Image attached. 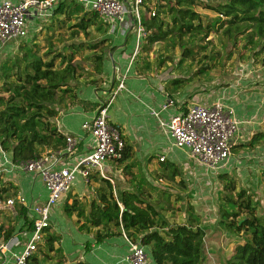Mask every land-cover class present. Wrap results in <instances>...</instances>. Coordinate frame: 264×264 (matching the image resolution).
<instances>
[{
    "label": "rangeland",
    "instance_id": "1",
    "mask_svg": "<svg viewBox=\"0 0 264 264\" xmlns=\"http://www.w3.org/2000/svg\"><path fill=\"white\" fill-rule=\"evenodd\" d=\"M144 1L146 5H144L145 12L142 15L143 21L150 18L148 9H154L155 15L162 18L164 23L170 24L164 0ZM223 1L225 0H196V4L193 5L194 10L202 14V25L213 24L207 34L195 32L178 35L172 32L164 39L152 43H147L144 39L133 56L130 52L133 48V36L131 34L125 37L120 36L119 43L121 44L119 45H122L127 54L130 52L127 58L129 68L137 74L148 77L154 89L177 100L182 110L186 109L189 101H195L199 94L204 93L209 96L217 88L224 86L226 81L237 79L242 80V83H247V80L249 82L264 80V37L249 35L250 29L246 28L241 30L237 27L225 31L228 25L224 23L222 27H219L221 22L213 23L217 14L210 7ZM78 16V13L66 15L52 12L50 15L42 16L39 20L28 19L26 21L27 36L0 48V67L3 68L20 58L26 49H31L44 60L54 59L55 66L62 67L69 52H72L71 62L78 66L77 71L80 76L75 80L76 84L72 91L69 94L67 92L65 96L73 94L74 88L79 84L86 86L89 83L88 86H91L95 83V86H98L96 82L99 79L94 69L95 56L103 49V56L107 58L115 50H119V46L113 43L111 45L110 41L100 43L102 38L110 37V35L107 34L106 27L99 25L98 22L89 25L84 32L78 30L74 25L78 21ZM146 29L147 35L153 30L147 27ZM78 42H82L79 49L71 48V45ZM108 52L111 54H107ZM60 53L65 55L63 61L58 55ZM106 69L107 72L111 71L109 65ZM68 99L69 97H64L60 106L66 105L70 100ZM109 101L104 99L100 104ZM158 155L159 153H155L151 163L145 162L148 160L147 157L137 158L135 155L131 159L122 161H107L111 165V170L105 174L109 175L111 180L106 181L111 185L112 197L119 198L118 208L111 201L105 177L102 180L93 177L86 182L82 194L69 192L64 202H60L59 211L63 214H108L98 220V223L102 224L103 220L107 221V216H112L111 214H117L120 223L122 210H126L130 216L127 217V221L140 215L153 217V211H156L157 216L154 220L157 225L162 224V219L171 224L187 221V219L198 221L199 214L205 215L203 227L208 232L212 230L204 239L205 258L208 264H224L225 259L232 254L234 245L242 242L250 231L234 234L229 232L220 221L222 210L237 212V215L233 217L237 222L249 215L248 211L228 201L226 196H231L230 198L234 200L235 192L239 188L245 189L254 205L253 214L264 220L263 163L254 164L252 171H248L244 166L251 162V158L244 160L249 157L235 156L232 162L234 166L231 164L230 171L212 173L208 170L209 174H205L201 165L198 166L195 159L187 156L184 159L180 157L178 162H174L172 173L174 175H172L171 168L161 164L167 160L170 161V157L159 161L157 160ZM252 163L255 162L252 161ZM196 167H198V173ZM11 172L16 171L0 172V178L4 180L3 185L8 188L2 198L13 197L21 190V181L26 173H19L18 184L15 185L16 181L5 175ZM200 172L202 174H199ZM231 181L235 186L233 191L228 189V183ZM101 195L104 198H101ZM71 197L74 198L70 201ZM65 205L70 207L69 211L65 209ZM15 217L16 215L9 210L0 209V241L4 239V235L11 226L16 225ZM77 222L80 220L73 221V224ZM86 223L85 221L79 225V229L83 230L81 231L83 236L78 241L75 235L70 234L71 231L65 233L58 222L54 224L50 222L47 231L50 234H57L58 238L53 243L52 249H48L45 243L46 232H43L41 241L38 243L39 249L34 252L36 253L34 264H75L78 260L87 262L85 256L90 255V252L83 253V242L87 238L92 239L93 236L89 235ZM106 225L107 229L103 226L102 232L116 230L111 222Z\"/></svg>",
    "mask_w": 264,
    "mask_h": 264
},
{
    "label": "trees",
    "instance_id": "2",
    "mask_svg": "<svg viewBox=\"0 0 264 264\" xmlns=\"http://www.w3.org/2000/svg\"><path fill=\"white\" fill-rule=\"evenodd\" d=\"M164 1L170 24L164 23L158 15L143 21L148 29H153L145 38L147 43L164 39L172 32L178 35L195 32L207 34L212 29L213 24H201L202 14L193 8L196 0ZM210 9L217 14L213 23L221 22L219 27H222L224 23L228 25L225 31L237 27L241 30L246 28L250 29L249 35L264 37V0H225L211 6ZM53 12L66 15L78 13V21L74 25L82 32L89 25L97 22L106 27L104 20L99 18L90 6H84L75 0H57ZM108 39V37L102 38L100 43ZM81 43L73 44L71 48L77 50L81 47ZM103 53L102 49L100 54L95 56L96 74L102 72L105 57ZM58 55L63 61L65 55L61 53ZM71 60L72 52H69L65 64L62 67L55 66L54 59L44 60L31 49H26L20 58L3 68L0 67V146L13 162L33 159L44 149L63 148L65 135L58 131L53 118L67 106V104L60 106L63 98L69 97L70 99L74 96L73 94L67 95L72 91L76 84L75 80L80 74L77 71L78 66ZM130 157V147L124 145L123 156L119 160ZM161 164L170 167V172L173 173L174 162L167 160ZM3 183L4 181L0 178V199L8 189ZM228 185V189L235 190L232 181ZM230 197L226 196V199L248 211L249 215L238 223L233 219L237 212L222 210L220 221L231 233L250 231L242 242L234 245L232 254L225 259L224 264H264V220L253 214L254 205L245 189L239 188L235 192L234 200ZM112 203L118 208L114 198H112ZM67 207L66 205L65 209ZM127 215L126 210H122L121 224L117 214L107 216V223L111 222L116 227V231L106 230L103 233H96L92 239L87 238L83 242V253L90 251L92 242L100 243L106 237L120 235L123 240V230L127 236L141 240L150 264H208L203 249L204 231L195 220L187 219V221L169 224L162 219V224L157 225L154 220L157 216L156 211H153V217L140 215L129 221H127ZM15 218L17 219L16 225L11 226L4 235V239L24 226L31 229L30 216L24 206H17ZM47 229L48 227L43 229V232H46L45 243L48 249H52L58 236L55 233L50 234ZM38 249L39 245L36 246L35 251ZM35 260L36 253H33L28 259V264H34ZM75 264L88 263L82 260Z\"/></svg>",
    "mask_w": 264,
    "mask_h": 264
},
{
    "label": "built area",
    "instance_id": "3",
    "mask_svg": "<svg viewBox=\"0 0 264 264\" xmlns=\"http://www.w3.org/2000/svg\"><path fill=\"white\" fill-rule=\"evenodd\" d=\"M56 1L0 0V48L25 38L28 34L26 21L50 15ZM75 1L90 6L104 20L110 36L131 34L132 56L146 38L147 29L142 20L144 0ZM154 15V9H148V17ZM123 87L121 79L117 90ZM108 105L109 102L100 104L90 117L80 123L82 133L92 140L91 150L85 154H78L83 135L70 133H63V148L46 150L24 162H13L0 146V172L31 173L40 180L46 193L45 198L37 202L28 200L21 192L0 199V209H7L13 215H17V206H24L31 221V229L24 226L0 241V264H27L41 241L43 229L50 226L52 207L68 191L73 180L79 176L87 182L94 172L104 176L105 162L122 158L124 138L120 128L107 120ZM177 107V100L163 94V101L157 109L148 108L166 138L165 151L158 155L157 160L163 161L168 150L177 149L195 159L205 174L220 171L233 155L232 147L238 133L239 120L232 106L221 98L211 104L194 101L185 110ZM162 112L166 117L161 116ZM122 237L126 245L125 264H150L139 238L133 239L123 230Z\"/></svg>",
    "mask_w": 264,
    "mask_h": 264
},
{
    "label": "crops",
    "instance_id": "4",
    "mask_svg": "<svg viewBox=\"0 0 264 264\" xmlns=\"http://www.w3.org/2000/svg\"><path fill=\"white\" fill-rule=\"evenodd\" d=\"M108 38L111 45L113 43V45L116 44L119 46V50L117 49L111 56H107V58H110L108 60L104 57L102 72L99 74L95 73L97 79H99L97 81L100 83L96 82L98 86H95V83H92L91 86H88L89 83L86 84V86L79 84L74 88V96L70 98V100L68 99L67 106L59 111L58 115L53 118V122L61 133L83 135L78 154H85L91 150L92 140L89 135L82 133L80 123L96 111L102 100L108 99L110 101L107 108V120L120 128L124 143L126 146H129L131 150L130 159L133 155L137 158L143 156L148 159L145 161L146 163H151L150 161L154 159L155 153L161 154L165 151L166 138L158 127L156 118L149 113L148 108L157 109L160 102L163 101L164 92L162 93L154 89L148 77L137 74L129 68L130 65L127 64V58L130 52L127 54V52L123 50L122 45H119L121 44L119 43L120 37L108 36ZM109 53L110 52L107 54ZM108 65L109 68H111L110 72H107L106 69ZM121 79L123 80L124 87L117 90V84ZM224 84V86H220L209 96L204 93L199 94L196 96L195 102L211 104L216 99L223 98L227 104L232 106L235 116L239 120L238 133L232 147L233 155L219 172L226 173V171H230V166H234L232 162L235 156H240L241 158L249 157L244 160L251 158V162L245 164L244 167H247L248 171H252L254 164H259L260 162L264 165V80H255L251 82L247 80V83H242V80L235 79L230 82L226 81ZM177 103V108L182 110L178 101ZM191 103L192 101H189L186 104V109ZM161 116L166 117V114L162 112ZM166 153L165 157H170L172 162H178L180 157H182V159L187 158L184 152L177 149L168 150ZM252 161L255 163H252ZM248 167L250 168L248 169ZM196 169L198 173V167H196ZM110 170L111 165L106 161L103 166L104 176L94 172L91 174L90 178L98 177L102 180V178L105 177V181L111 180L108 177L109 175L105 174V172L109 173ZM19 173L21 172L17 173L16 171L15 173L11 172L5 175L12 178L13 181H16L14 182L16 185L18 184ZM199 174H202V172ZM21 183L19 182V184H21L20 192L22 194L24 193L23 195L28 200L37 202L45 198V190L40 180L33 174H24V179L22 178ZM108 183L107 187L110 194L111 185ZM72 186L73 188H71ZM85 187L86 182H84L81 177L77 176L70 184L68 191L62 195L57 204L52 207L50 215L52 224L58 222L65 233L71 231L70 234L75 235V239H78V241L81 240L83 236V232H81L83 230L79 229V225H81L82 222L86 221L88 223H86L85 226L89 228V235L92 236L96 233H103V226L105 229L108 227L106 225L107 221L105 222L103 220V224L98 223V220L103 218L102 216L108 214H63L59 211L58 206L60 202H64L69 192L73 194H82ZM74 197L69 198V200H73ZM110 197L112 201V195ZM69 200H67V202ZM115 200L117 202L118 197H116ZM69 209L70 207H67L66 210L69 211ZM111 215L113 216L114 214ZM199 215V220L196 222H198V226L203 229L205 239L212 230L209 232L205 230L203 227V223L205 222L203 218H205V215ZM127 216L130 217L129 214ZM78 220H80V222L74 225L73 221L76 222ZM109 231L116 230L112 229ZM93 243L94 242L91 243L90 255L85 256L88 264H125L123 256L126 253V245L124 241L121 240L120 235L106 237L100 243Z\"/></svg>",
    "mask_w": 264,
    "mask_h": 264
},
{
    "label": "water",
    "instance_id": "5",
    "mask_svg": "<svg viewBox=\"0 0 264 264\" xmlns=\"http://www.w3.org/2000/svg\"><path fill=\"white\" fill-rule=\"evenodd\" d=\"M239 223V222H238Z\"/></svg>",
    "mask_w": 264,
    "mask_h": 264
}]
</instances>
